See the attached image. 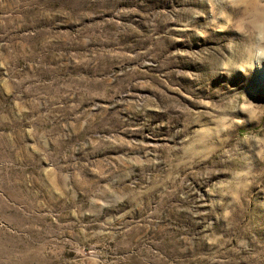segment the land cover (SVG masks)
I'll return each instance as SVG.
<instances>
[{"label":"rangeland","instance_id":"374dc122","mask_svg":"<svg viewBox=\"0 0 264 264\" xmlns=\"http://www.w3.org/2000/svg\"><path fill=\"white\" fill-rule=\"evenodd\" d=\"M229 0H0V264H264V64Z\"/></svg>","mask_w":264,"mask_h":264},{"label":"clouds","instance_id":"9594fccd","mask_svg":"<svg viewBox=\"0 0 264 264\" xmlns=\"http://www.w3.org/2000/svg\"><path fill=\"white\" fill-rule=\"evenodd\" d=\"M230 7L239 10L234 31L242 40L247 62L236 68L241 72L264 64V0H229Z\"/></svg>","mask_w":264,"mask_h":264}]
</instances>
